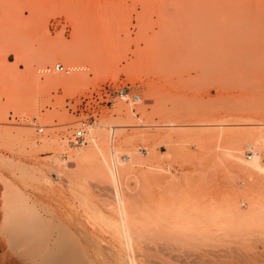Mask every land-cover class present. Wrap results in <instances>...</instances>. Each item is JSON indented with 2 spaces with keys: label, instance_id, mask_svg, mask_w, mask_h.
Returning a JSON list of instances; mask_svg holds the SVG:
<instances>
[{
  "label": "rangeland",
  "instance_id": "rangeland-1",
  "mask_svg": "<svg viewBox=\"0 0 264 264\" xmlns=\"http://www.w3.org/2000/svg\"><path fill=\"white\" fill-rule=\"evenodd\" d=\"M125 86L140 102L105 107L106 87ZM96 97L90 135L104 133L116 183L103 167L77 166L92 138L68 143L85 114L73 104ZM263 136L264 0H0V235L18 205L43 233L76 222L99 243L119 241L120 199L134 241L176 248L155 264H264V173L240 169L246 144L264 160ZM233 148L243 162L225 157ZM3 245L0 264L33 252Z\"/></svg>",
  "mask_w": 264,
  "mask_h": 264
},
{
  "label": "bare ground",
  "instance_id": "bare-ground-1",
  "mask_svg": "<svg viewBox=\"0 0 264 264\" xmlns=\"http://www.w3.org/2000/svg\"><path fill=\"white\" fill-rule=\"evenodd\" d=\"M217 32L220 33L219 31ZM217 32H216V36H217ZM220 36H222V34ZM223 38L224 36H222V39ZM216 40L219 39L216 38ZM114 126L119 127V125H114ZM115 129L117 130V128ZM116 130H113L115 131L114 135L116 133ZM112 134L113 133L111 132L110 135L112 136ZM92 135L93 137H91L90 135V141H92L91 140L92 138L93 139L92 143H94L93 144L94 148L75 155V161L77 163V166H81L83 164H89L90 166H94L95 168L96 166L101 168L103 167L106 170V172L102 171V169L101 171L104 172V174L107 173L106 177L107 176L109 178L112 177V181H113L114 178L116 177V173L108 169L106 160L103 156V154L104 153L106 154V152L108 151L105 135L100 130H95L94 133L92 132ZM257 135L258 133L256 132L255 136ZM103 136H104V140L102 141V143L104 147L99 145L100 138L103 139ZM262 140L264 142V136ZM109 153L113 154L114 150H112L111 148ZM260 153L258 151H255L256 155L251 160L248 161V162L251 161V163H245L247 167H242L240 169L246 172V174L249 173V175L256 173H264V160L262 159V156L260 157ZM237 154L238 152L236 148H233L229 152L224 153L225 157L228 159L234 161H241V159ZM130 170H131L130 168L121 169L122 174L129 173ZM38 176L45 183L51 184V181L45 179L42 173H38ZM114 183H116L115 180ZM119 200L120 199L116 201L118 202L116 207L117 218L116 220L113 221L117 225L116 231L119 229V232L117 233L119 237V241L111 242V240H108L110 241L108 242L102 240V243L101 242L99 243L95 241L96 238L93 239L94 238L93 235L91 236L89 233L81 230L78 227V224H76V222H74L72 226H69L70 228L68 230L69 231L68 234H66L64 230H63L64 232L61 231L60 229L59 231L57 228H55L54 230L57 229L58 232L54 230L51 231L49 230L48 232L43 233L40 225H38L37 223H34L35 227H33L31 220L25 216L23 208H21L22 206L12 205L10 206V208H8L9 212L6 214L8 228L7 230H4L3 235L2 234L0 235V245L4 244L3 246L4 247L6 246L5 248L8 250V253L14 254L13 256H15V254L23 253L27 250H33L32 254L29 255V257H33V259L35 260L34 261L32 259L34 264H155L154 260H151L150 258L157 254H161L162 256H168L170 259H172L174 256L172 255L173 257L171 258L170 253L174 251L176 248H174V245L170 243L171 240L165 239V241H161L162 243L155 242L154 247L153 246L151 247L149 245L146 246L144 244L145 243L144 241L138 239L139 237H141L139 235H138L139 237H137L138 240L134 241V238L132 236V233L134 232L133 231L131 232V228L129 227L130 218L127 213L128 211L130 212V210L128 211L125 210L128 208L124 206L123 202L120 203ZM8 206L9 205H7V207ZM132 214L133 213H131V215ZM17 218L22 219V223L24 227L27 228V231L25 232L24 235L22 234L24 231L19 226L20 222H18ZM32 227L35 230L34 232L31 231ZM139 234H141V232H139ZM263 243H261V245H263L264 247ZM150 251H152L153 254L148 253ZM8 253L7 255L4 253V255L8 256ZM176 257L174 258L176 259ZM28 259L27 260L26 258L24 259V261L26 260L27 264H29L30 261H32ZM3 260L6 261L5 259ZM10 260L11 259L9 257V261ZM158 264L160 263L158 262Z\"/></svg>",
  "mask_w": 264,
  "mask_h": 264
},
{
  "label": "built area",
  "instance_id": "built-area-1",
  "mask_svg": "<svg viewBox=\"0 0 264 264\" xmlns=\"http://www.w3.org/2000/svg\"><path fill=\"white\" fill-rule=\"evenodd\" d=\"M55 72H64L67 73L66 70L60 64H55L53 67ZM99 98H82L75 104H73L72 108L74 112L82 113L85 112L90 106L100 105L98 102ZM101 101H105V107L109 108L113 105L115 101H120L122 103H130L136 105L140 102V97L136 91L132 90L130 87H106L103 95L100 97ZM95 104V105H93ZM84 117L76 119L74 122L70 123V135L68 138V143L74 148H82L88 144L90 138V131L95 126L96 120L98 117V111L96 108L89 111V113L85 112ZM15 122L19 124L26 125L33 129V137L36 139L41 136L43 132L42 126H39L36 123L34 117H27L23 114H17L12 118ZM36 144V142H35ZM139 152H145L143 148H138ZM255 150L251 147V145L246 144L243 150V156L246 161L251 160L255 156Z\"/></svg>",
  "mask_w": 264,
  "mask_h": 264
}]
</instances>
